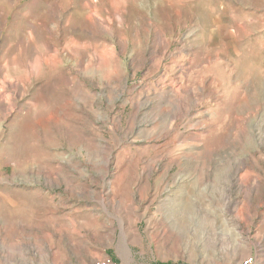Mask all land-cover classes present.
<instances>
[{"label": "rangeland", "instance_id": "rangeland-1", "mask_svg": "<svg viewBox=\"0 0 264 264\" xmlns=\"http://www.w3.org/2000/svg\"><path fill=\"white\" fill-rule=\"evenodd\" d=\"M264 264V0H0V264Z\"/></svg>", "mask_w": 264, "mask_h": 264}, {"label": "built area", "instance_id": "built-area-1", "mask_svg": "<svg viewBox=\"0 0 264 264\" xmlns=\"http://www.w3.org/2000/svg\"><path fill=\"white\" fill-rule=\"evenodd\" d=\"M98 264H117V263H113V262H110V261H103V262H100Z\"/></svg>", "mask_w": 264, "mask_h": 264}]
</instances>
